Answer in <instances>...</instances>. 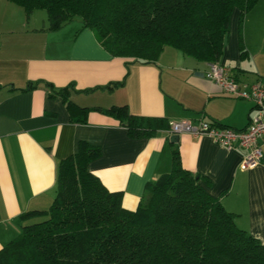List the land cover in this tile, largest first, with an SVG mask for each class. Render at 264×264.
Listing matches in <instances>:
<instances>
[{
	"label": "crops",
	"instance_id": "0c3cea01",
	"mask_svg": "<svg viewBox=\"0 0 264 264\" xmlns=\"http://www.w3.org/2000/svg\"><path fill=\"white\" fill-rule=\"evenodd\" d=\"M241 33L245 58L239 56L235 11L218 62L251 82L264 76V0L244 15ZM167 47L156 64L114 57L80 19L48 30L40 9L26 17L22 7L0 0V249L25 223L21 213L49 207L57 162L82 140L100 148L88 169L108 190L120 191L122 206L130 210L146 184L170 170L172 150L178 147L181 165L203 176L208 193L234 214L236 225L264 244V164L241 169L243 150H227L205 135L180 132L171 142V133L160 130L131 138L117 119L100 110L72 112L44 84H72L69 99L80 107L126 105L132 114L169 122L245 128L252 103L224 94L207 79L208 62L188 61ZM116 82L122 85L107 87Z\"/></svg>",
	"mask_w": 264,
	"mask_h": 264
},
{
	"label": "trees",
	"instance_id": "16d2710c",
	"mask_svg": "<svg viewBox=\"0 0 264 264\" xmlns=\"http://www.w3.org/2000/svg\"><path fill=\"white\" fill-rule=\"evenodd\" d=\"M8 1L26 17L44 10L48 30L78 18L111 56L156 64L165 46L196 61H218L235 11L239 56L247 57L241 23L257 0ZM44 84L72 112L100 110L131 138L152 137L170 126L165 117L132 114L126 105L80 107L69 99L72 84ZM99 155L98 145L82 140L57 162L51 204L20 214L25 223L0 249V264H264V244L236 225L234 214L208 193L203 176L181 165L178 147L170 170L146 184L133 210L122 206L120 191L108 190L88 169ZM35 218L43 219L28 222Z\"/></svg>",
	"mask_w": 264,
	"mask_h": 264
},
{
	"label": "built area",
	"instance_id": "2783aa9c",
	"mask_svg": "<svg viewBox=\"0 0 264 264\" xmlns=\"http://www.w3.org/2000/svg\"><path fill=\"white\" fill-rule=\"evenodd\" d=\"M204 75L216 83L224 94L252 103L246 127L235 129L213 121L192 124L189 120H180L170 122L167 131L188 132L196 137L205 135L227 150H243L239 162L241 169L264 164V76L257 77L251 82L239 79L231 69L218 61L207 63Z\"/></svg>",
	"mask_w": 264,
	"mask_h": 264
},
{
	"label": "rangeland",
	"instance_id": "374dc122",
	"mask_svg": "<svg viewBox=\"0 0 264 264\" xmlns=\"http://www.w3.org/2000/svg\"><path fill=\"white\" fill-rule=\"evenodd\" d=\"M41 12H44L45 13V11L44 10H41ZM241 30H242V23H241ZM241 35H242V33H241ZM167 48H169L170 50H173V52H179V54H181V56H183L184 58H186V60H188V61H192V62H195V60L192 58V57H190V56H186V55H183L180 51H178V50H176V49H174V48H172V47H167ZM43 218H35V219H31V220H29L28 222H33V221H39V220H42Z\"/></svg>",
	"mask_w": 264,
	"mask_h": 264
},
{
	"label": "water",
	"instance_id": "95a60500",
	"mask_svg": "<svg viewBox=\"0 0 264 264\" xmlns=\"http://www.w3.org/2000/svg\"><path fill=\"white\" fill-rule=\"evenodd\" d=\"M178 134L179 133H176V132L171 133V135H170V141L171 142H177V140H178Z\"/></svg>",
	"mask_w": 264,
	"mask_h": 264
}]
</instances>
